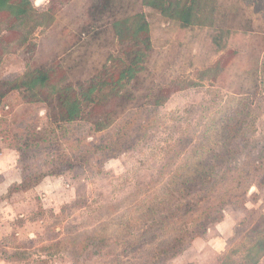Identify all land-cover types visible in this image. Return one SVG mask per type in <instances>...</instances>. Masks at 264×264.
<instances>
[{
  "label": "rangeland",
  "instance_id": "obj_1",
  "mask_svg": "<svg viewBox=\"0 0 264 264\" xmlns=\"http://www.w3.org/2000/svg\"><path fill=\"white\" fill-rule=\"evenodd\" d=\"M31 1L37 12L24 22L0 17V80L46 68L51 86L78 89L128 48L115 24L140 13L152 50L129 99L89 109L88 121L53 124L51 87L35 104L9 96L0 264H251L247 246L264 239V0H216L215 26L185 33L144 0L106 11L93 8L100 0ZM244 110L235 155L214 184L191 188L194 164L225 150L218 136ZM26 128L41 139L17 141ZM43 172L56 174L6 199L25 174Z\"/></svg>",
  "mask_w": 264,
  "mask_h": 264
},
{
  "label": "trees",
  "instance_id": "obj_2",
  "mask_svg": "<svg viewBox=\"0 0 264 264\" xmlns=\"http://www.w3.org/2000/svg\"><path fill=\"white\" fill-rule=\"evenodd\" d=\"M100 1V5L93 7L95 11L110 10L117 0ZM143 6L159 14L166 21L175 23L181 33H185L192 28H212L216 22V0H144ZM36 12L37 10L31 0H0V17L7 16L8 19H13L14 23L20 24V22L22 23L35 15ZM115 28L117 29L116 34L122 41L129 40L128 48L122 51L120 57L112 58L109 61L112 64L111 66L105 67L103 72L93 77L88 83L81 85L78 89L69 82L51 86L53 71L51 72L46 68L34 70L24 78L15 81L0 80V135L3 140L7 141L10 130L1 129V124L4 120L3 125L7 124L9 113L6 110H11L7 102L9 96L15 92L23 97L24 104L30 105L38 103L40 101L38 94L51 87V95L54 97L52 99L54 105L51 106V122L58 126L88 121L87 116L91 112L90 110L87 113L89 109L95 111L113 98H117L120 102L129 99L126 97L127 88L139 79L150 58L152 50L151 28L144 13L117 22ZM262 69H264V63ZM43 102L49 103V101ZM162 104L163 102L157 103V105ZM242 105L243 109H250L243 102ZM239 112L234 117L235 123H228L224 126L218 136V139L223 141L225 150L194 164L186 176L191 188L192 186H197V188L208 187L209 184H214L215 177L213 176L216 166L226 164L235 155V151L229 145L240 137L245 138L244 122L248 115L245 110ZM92 113L90 114L92 115ZM111 124L112 122L107 123V121L98 122L94 124L95 130L97 132L104 131ZM17 132L18 135L14 137L17 141H21V138L27 140L31 137H34L33 140L35 141L41 139L44 131L38 128L33 130L26 128ZM20 132L22 134L19 135ZM8 144L9 147L15 148L9 142ZM16 149L20 153V150ZM55 174L53 172L25 174L19 184H15L9 189L6 199L11 198L14 194L32 190L47 177L55 176ZM176 242H181V239L178 237L173 239V247H175ZM250 244L249 247L247 246L246 257L252 260L251 264H259L264 256V239ZM226 259L227 257L222 259L219 264H235L234 261H231V258L230 261Z\"/></svg>",
  "mask_w": 264,
  "mask_h": 264
},
{
  "label": "crops",
  "instance_id": "obj_3",
  "mask_svg": "<svg viewBox=\"0 0 264 264\" xmlns=\"http://www.w3.org/2000/svg\"><path fill=\"white\" fill-rule=\"evenodd\" d=\"M1 154V153H0ZM20 183V182H19ZM19 183H17V184H19ZM15 185V184H14ZM13 186V185H12ZM11 186V187H12ZM11 187H9V189L11 188ZM9 189H8V191H9ZM8 191H7V193H8ZM31 191V190H30ZM29 192V191H28ZM21 193H27V192H21ZM18 194V193H17ZM15 195V194H14Z\"/></svg>",
  "mask_w": 264,
  "mask_h": 264
},
{
  "label": "clouds",
  "instance_id": "obj_4",
  "mask_svg": "<svg viewBox=\"0 0 264 264\" xmlns=\"http://www.w3.org/2000/svg\"><path fill=\"white\" fill-rule=\"evenodd\" d=\"M39 3H43V0H38V5H39Z\"/></svg>",
  "mask_w": 264,
  "mask_h": 264
}]
</instances>
